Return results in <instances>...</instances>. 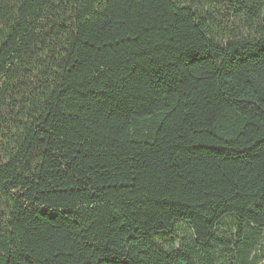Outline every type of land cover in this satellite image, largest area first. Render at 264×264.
I'll list each match as a JSON object with an SVG mask.
<instances>
[{"label":"trees","instance_id":"1","mask_svg":"<svg viewBox=\"0 0 264 264\" xmlns=\"http://www.w3.org/2000/svg\"><path fill=\"white\" fill-rule=\"evenodd\" d=\"M263 261L264 0H0V264Z\"/></svg>","mask_w":264,"mask_h":264},{"label":"rangeland","instance_id":"2","mask_svg":"<svg viewBox=\"0 0 264 264\" xmlns=\"http://www.w3.org/2000/svg\"><path fill=\"white\" fill-rule=\"evenodd\" d=\"M235 225H236L235 219L229 217L224 221L222 230L225 232L233 231V229H235ZM186 238H187L186 236H182L181 232H179L177 238L171 240L169 237H162L161 241L163 243V246L168 249H172V248L178 249L179 248L178 242L180 241L183 242ZM262 264H264V261L262 262Z\"/></svg>","mask_w":264,"mask_h":264}]
</instances>
